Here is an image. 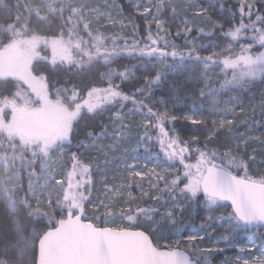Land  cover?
I'll list each match as a JSON object with an SVG mask.
<instances>
[{
	"label": "snow or ice",
	"instance_id": "1",
	"mask_svg": "<svg viewBox=\"0 0 264 264\" xmlns=\"http://www.w3.org/2000/svg\"><path fill=\"white\" fill-rule=\"evenodd\" d=\"M259 2L264 4V0ZM254 7L255 0H238L240 21L236 23L234 16L230 20L226 15L232 9L223 3L217 19L212 18L210 6L189 4L188 9L195 10L192 23L200 27H190L187 20L182 28L177 24L175 38L184 40L178 47L167 39L170 31L164 33L162 46L160 38L152 36V24L158 33L171 28L161 19L168 9L172 16L178 15L171 0H128L127 4L112 0L109 11L99 13L107 26L119 24L121 31L129 25L138 29L135 21L143 19L151 44L134 42L129 46L126 41L123 48L113 43L108 49V40L118 38L99 31L95 35L97 53L106 66L124 54L155 59L151 69L144 66L149 74L143 77V86L136 87L135 72L127 66L123 70L109 67L102 73L107 86L89 88L82 102L76 89L71 94L67 89L63 93L57 89L55 98L49 92L36 97L35 112L30 117L14 106L0 107V127H7V139L18 137L20 147L26 149L17 152L12 143L13 155L0 156V196L8 210L0 221V232L11 228L15 237L4 236L0 264H212L211 254L225 249L203 246L206 239L214 245L237 247L240 252L248 245L257 248L259 240V255L249 252L248 258L237 256L236 264H264V93L262 119L254 121L260 129L258 134L245 115L247 109L240 107L242 94L252 91L257 81L264 86V10L254 12ZM184 14L187 16L188 10ZM194 31L197 36L192 35ZM203 36H216L219 42L198 43ZM257 45L260 51L255 50ZM67 52L61 44L50 62L55 65L59 57L69 67H85L73 62ZM169 57L180 63H168ZM95 58L90 55V62ZM185 59L203 67L205 84L198 95H189L193 110L177 114L175 105H169L187 85L174 79L170 95L162 92L159 97H154L153 86L183 67ZM210 67L219 68L223 74L218 88L210 82ZM125 81H133L131 94L121 90ZM234 88L239 91L220 107L219 94ZM146 93L147 103L140 99ZM129 102L132 107L125 112ZM206 103L213 114L210 127L209 117L196 114ZM6 109L10 118L5 117ZM138 112L141 119L136 121ZM81 122L89 129L84 132L85 140L92 141L91 146L103 160L99 156L85 160L78 150L72 151L71 167L66 164V175L57 179L47 161L57 149L66 155L63 148L80 134ZM189 124L191 130L185 138L182 126ZM202 133H207L203 146ZM104 140L110 143L105 145ZM210 144L220 147L209 151ZM252 144L260 145L259 151ZM85 147L83 142L77 145V149ZM120 149L123 156L117 163L109 153L114 157ZM28 153L31 156L25 159ZM17 160L22 167L32 169L27 188L23 178L14 180L10 174ZM94 176L100 177L98 183ZM94 191L98 192L95 200ZM197 208L204 213L199 225L195 223ZM18 210L25 217L23 224L14 215ZM185 213L193 231L182 235ZM217 224L224 231L213 239ZM241 236L247 243L237 239Z\"/></svg>",
	"mask_w": 264,
	"mask_h": 264
},
{
	"label": "trees",
	"instance_id": "2",
	"mask_svg": "<svg viewBox=\"0 0 264 264\" xmlns=\"http://www.w3.org/2000/svg\"><path fill=\"white\" fill-rule=\"evenodd\" d=\"M30 1L35 0H0V45L4 44L5 42H8L12 37H15L20 34H24L26 36H36V37H56L64 35L65 34V26L70 25V19H69V10L64 7V5L59 4L57 0H38L41 3L42 6V16L36 15L34 10L31 9V6L29 4ZM122 4H127L128 0H119ZM172 3H174L177 6V16H172L171 9H168L166 14L161 17L163 20H167L168 23L171 24V28L165 27L163 30V33H158L155 24H152V36L153 38H160L161 46L163 45V35L164 33H167L168 31L171 32V35L167 37V39L170 42H174L178 47H182L184 44V40L182 38H175L177 28L176 25H181V28L183 27V22L187 20L189 22V26L196 28L200 27L199 24L192 23L193 19V13L194 9H188L189 4H201L204 6H210V11L212 13V18L217 19L220 16V4L223 3L225 8H231L232 11L226 13L228 15V18L230 20L234 19L236 23H239L240 21V13L238 10V0H171ZM53 3H57L58 5H55L56 8H53L51 11L49 9V6ZM112 3V0H101L98 5L101 7V9L105 11H109L108 5ZM62 10V11H61ZM185 10H188V15L185 16L184 12ZM257 10H264V4L260 3L259 0H255V7L253 11ZM125 16H127V9H125ZM127 23V21H125ZM135 23L138 25V29H133L131 25L126 27L124 31H121L119 24L116 27H110L107 26V23H101V24H95L90 23L88 24V29L85 30V32L82 34V37L84 40H86L88 46H92L91 44L96 43L95 41V35L99 31H103L104 34L108 37L116 36L118 39L113 42L112 40H108L107 44L105 45L106 48L110 49L113 47V43L117 45L119 48H123L125 46V42L127 41V44L131 46L134 42H139L141 46L144 42H146L148 39V26L145 24V21L143 19L136 20ZM15 26V29L17 26L18 30L17 32L9 33L8 27L9 26ZM73 28L76 27L75 24L72 25ZM206 28H211V25H204ZM77 28V27H76ZM78 29V28H77ZM61 34V35H60ZM193 36H197L198 33L195 31L192 33ZM175 38V39H174ZM85 42V43H86ZM210 42H219L218 37L216 36H203L200 37L198 40V43H204L206 45L210 44ZM2 45L0 46V48ZM93 47V46H92ZM170 50V49H169ZM219 50V49H217ZM256 51H260L258 45L256 46ZM98 59H100L98 57ZM153 63H155V59L149 60L148 57H144L143 59L140 58L138 54L136 55H128L124 54L120 58H117L114 63H112L109 66L104 65L103 61L94 62L90 66H88V69L83 70V75L81 79H89L90 76L94 75L92 83L88 84L85 88L90 87H96L98 86H107V81L103 78L102 73H106L109 70V67L112 68H118L119 70H123L124 66H127L128 68L132 69L135 72V77L133 78V81H135L136 87H141L144 84L143 77L145 75H148L149 73H146L144 71V66L146 65L149 69L152 68ZM168 63H176L179 64L180 61L177 59L173 61L171 57L168 58ZM158 66V65H157ZM30 72H36V73H44L47 75H56L55 78L58 79L57 83L59 85V89L64 90L66 87V66L61 63L53 64H41L38 66H33L32 68H29ZM28 69V70H29ZM203 67L201 65H196L192 60L185 59L183 61V67H180L176 70L174 74H169L167 79L164 81H161L159 84L153 86V95L154 97L161 96L162 92L167 96L170 95L169 93V87L170 82L174 79L181 80L184 82L187 87L185 90H181L178 94V98L173 99L170 103V107L174 104L175 108L173 109L177 114H182L185 112H191L193 110V101L189 98L190 94H197L199 92V89L204 86L205 80L202 77ZM27 72V71H26ZM154 75V72L151 73ZM89 76V77H88ZM208 76L210 77V82L212 83L213 87L218 88L220 80L223 79V74L220 72V69L217 67H210L208 70ZM76 77V76H75ZM87 79V80H88ZM133 81H125L121 85V90L131 94L134 92V88L132 87ZM115 82L117 84H121V81L119 79H116ZM90 86V87H89ZM84 88V87H83ZM239 91V89H231L228 91H222L219 96V105L220 107L224 106L225 101H230V97L236 94ZM262 93H264V86L259 84V81H257V85L253 87L252 91L244 93L241 95L240 100V107H243L247 109L246 117L249 120L250 123H252V126L254 128H257V133L260 131L258 126L254 123V121H259L262 119V109H261V101H262ZM83 94V93H82ZM140 99H144L145 102H148V94L146 93L145 96L140 97ZM208 104L206 103L204 106V110L202 112H197V115H203L206 117H209V123L208 126H211V118L213 117V114L210 113L208 109ZM132 104L129 102L127 104V107L124 109L125 112H127L128 108H131ZM197 107H199V102H197ZM146 113V110H145ZM237 114L239 115V108H237ZM107 115L108 113L104 114V122L107 123ZM141 119V115L139 112L137 113L135 120L139 121ZM81 131L80 134L73 138V143L67 147V155L70 157V153L72 151H79L80 155L84 157V159H88L89 157H97L99 156L101 160H103V156L97 152L91 145L92 141L85 140L84 138V132L89 130L85 129L83 126V122L80 125ZM99 129H97L98 131ZM111 127L109 128V131L111 132ZM191 130V125H184L182 126L181 135L187 138L189 135V131ZM240 131L244 130V126H241ZM135 135V133H133ZM207 135V133L201 134V140L200 144L203 146L204 144V136ZM83 142L87 147L85 148H79L77 149V145ZM231 142V140H230ZM103 143L105 145L109 144L110 142L107 140H104ZM131 143V142H130ZM100 142H97V147H99ZM220 145L217 144H210L209 145V151L214 150L216 148H219ZM251 147H255L257 151L260 149V145L258 144H252ZM17 152H19V149H16ZM221 151L224 149L221 148ZM118 152V151H117ZM116 152V153H117ZM120 156H123V149L120 151ZM115 153V155H116ZM116 156L113 157L112 153H109V158L113 159ZM259 159V157H258ZM117 160V159H116ZM194 162V160L192 161ZM23 171L15 175L16 180L23 178L24 187L27 188L28 184V174L29 172L25 173L24 169ZM0 174H2V168H0ZM94 180L98 183L100 180L99 176H94ZM19 194L23 195V192H19ZM98 194L97 191H94L92 193V199L96 197ZM151 203V202H149ZM200 208H197V214L199 213ZM8 214V210L6 208V205L3 202L2 196H0V221H3L5 217ZM21 223L23 224L25 222V217L22 213V211L18 210L14 214ZM187 215V216H186ZM185 216L187 219L184 220L185 222L188 221L189 217L188 214L185 213ZM12 228H15V225H12ZM217 230L220 229V227H216ZM4 236H7L8 238L14 239V232L10 228L6 232H0V247H3L4 244ZM170 239V237L168 238ZM164 241L162 240L161 243ZM224 251L222 252H213L211 256L209 257L212 264H221V261L223 259V256H225ZM2 255V253H0Z\"/></svg>",
	"mask_w": 264,
	"mask_h": 264
},
{
	"label": "rangeland",
	"instance_id": "3",
	"mask_svg": "<svg viewBox=\"0 0 264 264\" xmlns=\"http://www.w3.org/2000/svg\"><path fill=\"white\" fill-rule=\"evenodd\" d=\"M57 1L61 5V7H62V5H64V7L66 6V8H68L69 19H70V23H71L70 25L65 26V34L67 33V35L64 36V35L60 34L61 36H58V38L61 39V42H63V45L65 47L68 44H70L71 46H78L79 48H76V49L72 48V51L70 53L71 57L73 58V62L79 61L80 63L85 65V67H88L93 62H95V60L99 57V55L97 53L95 43L91 44L93 47L90 45L88 46L86 40H84V38L82 37V34L85 32V30L88 29L87 27H88V24H90V23H95L96 25L101 24V23H107L106 20L103 21L100 18L99 13L101 12V13L106 14L108 11H105V10L101 9V7H99L98 3L101 0H57ZM144 2H147V0H144ZM29 4L31 6V9L34 10V12L36 13V15H39V16L43 15L42 14V6L38 0H35L34 2L30 1ZM55 5H58V4L57 3L51 4L49 6V9L51 11H55V10H52L53 8H56ZM60 5H58V6H60ZM73 24H75L78 29L76 27L73 28V26H72ZM18 27L19 26H17L15 29V26H13V25L9 26L7 31H9V33H11V31L13 33H15L17 31H19ZM14 41H10L11 43H9L5 52H3V53L0 52V67H7V70H10V72H12L14 70L11 67V65H9V63L7 61L10 58L7 53L9 52L10 48L15 47L16 40H14ZM146 44L150 45L151 40H147L146 42L143 43L142 46H145ZM67 54H69V53H67ZM90 55L93 57H96L95 59L91 60V62L89 60ZM58 60H59V63L66 66V63L64 62L63 59L59 58ZM229 75H230V73H229ZM103 87L104 86H102L101 88H103ZM42 90L43 89H40L39 92ZM31 92L34 93L33 86L26 87V90L24 91V93L20 92V93H17L16 96L6 97V98L0 100V107L14 106L16 109H19V110L24 108L28 111H34L35 108H33V103L35 102V99H36L35 97L37 96V94H31ZM69 94H71V93H69ZM86 94L87 93L80 94L79 102H82V98L86 97ZM6 111H7V109H6ZM8 111H10V110H8ZM0 123H2V122H0ZM7 131H8V129L6 127H0V156L7 154L9 157H11L13 155L12 148H11L12 143L16 144V149H19V152H21V151L26 152V149H22L20 147V141H19L18 137L14 138L12 141L7 139ZM120 150H118V152L115 155L116 156L115 159H117L116 160L117 163H119V158L122 156V155L121 156L119 155ZM66 151H67V147L65 145V147L63 148V153H65L66 155H61L60 150L57 149L55 151V153L51 156V159H49L47 161V164L49 165V167L57 173V179L61 178V174L66 175V168H65L66 164H67V168L71 167V162H70L69 156L67 155ZM30 156H31V154L28 153L26 155L25 159L30 158ZM130 162L131 161H129V163ZM9 163L11 164L12 161H9ZM35 167H36V171L39 172V161L36 162ZM22 169H24L25 173L32 171L31 168L22 167L21 162L19 160H17L16 166L13 168H10V174L13 176L14 180H16L15 175L22 172L23 171ZM113 170H115V165H113ZM33 179L35 180L36 177H33ZM38 183H43V181L39 180ZM19 195H21V194H19ZM95 199H96V197L93 198V200H95ZM89 209H90V206H89ZM221 211H223V209H221ZM89 214H90V211L88 213H86V215H89ZM203 214H204L203 209L200 208L199 213L196 214V216H195V223L197 225H199L200 216ZM217 214L219 215L220 213L218 212ZM186 216H185V219H187ZM117 223H119V221H117ZM217 226L219 227L218 224L215 225V227H217ZM192 231H193V229H192L191 225L189 223L185 222V226H184V229L182 231V235H186ZM209 231H211V229H209ZM223 231H224V229L220 227V229L217 230V232L215 233L213 239H215L216 236H219ZM170 239H173V237H170ZM237 239L242 243H247L246 237L241 236V237H238ZM256 243H257V248H251V246L248 245L246 248V251H244V252H240L237 247H226L224 243L214 245L208 239H206L204 241L203 246L224 248L225 249L224 252H226V253H225V256H223L221 264H224L225 261H227L228 264H236V257L237 256H240L242 258H248L249 252L254 253L256 255H259V252H260L259 240H257Z\"/></svg>",
	"mask_w": 264,
	"mask_h": 264
},
{
	"label": "flooded vegetation",
	"instance_id": "4",
	"mask_svg": "<svg viewBox=\"0 0 264 264\" xmlns=\"http://www.w3.org/2000/svg\"><path fill=\"white\" fill-rule=\"evenodd\" d=\"M14 40H16L15 47L10 48L9 52L7 53L10 57L7 61L14 71L10 72V70H7V67H0V100L6 97L16 96V94L20 92L24 93L26 87L29 86H33L34 89V93L31 92V94H37V96H39L47 95V93L49 92L50 96L52 98H55L57 89H59V85L57 83L58 79L55 78L56 75H47L44 73L30 72L29 68L41 65L43 63L52 64L50 61L54 58V54L57 47L63 44V42H61V39H59L58 36L49 38L39 36L30 37L22 33L20 35L12 37L8 42L1 44L2 47L0 48V52H5L7 46L9 45V43H11L10 41ZM65 48L68 50L67 53L70 54L72 48L76 49L79 47L71 46L70 44H68ZM56 59L57 63H59V57H56ZM99 61L102 60L98 58L95 60V62ZM85 69H88V67L76 69L74 67H69L68 64H66V71L68 74L66 76L67 83L65 89L68 90V94L71 93L73 89H76L78 92H80V94L87 93L89 88L85 87H87L88 84L92 83V77L95 76H90L89 79L87 78L88 80L83 78L81 79V77L83 76L81 74ZM96 87L102 86L97 85ZM40 89L43 90L39 92ZM59 90H61V93H63L62 89ZM5 117L10 118V111L7 110L5 112ZM66 146H69V144H66Z\"/></svg>",
	"mask_w": 264,
	"mask_h": 264
},
{
	"label": "water",
	"instance_id": "5",
	"mask_svg": "<svg viewBox=\"0 0 264 264\" xmlns=\"http://www.w3.org/2000/svg\"><path fill=\"white\" fill-rule=\"evenodd\" d=\"M23 114L25 115V117H30L35 111H28L26 109H22ZM11 123V120H10Z\"/></svg>",
	"mask_w": 264,
	"mask_h": 264
}]
</instances>
